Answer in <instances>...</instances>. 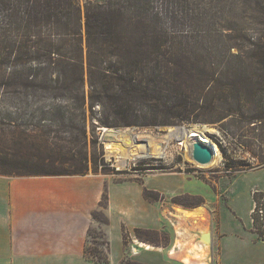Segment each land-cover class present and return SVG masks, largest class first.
<instances>
[{
    "label": "trees",
    "instance_id": "1",
    "mask_svg": "<svg viewBox=\"0 0 264 264\" xmlns=\"http://www.w3.org/2000/svg\"><path fill=\"white\" fill-rule=\"evenodd\" d=\"M155 3L91 0L83 25L79 0H0V62H29L52 76L20 83L14 92L53 101L37 110L33 124L14 122L0 130L8 143L0 151V175L106 174L103 152L90 153L98 128L199 124L217 125L229 135L234 118H245L254 130L264 125V36L233 35L231 26L232 35H217L212 22L175 30ZM11 86L0 90L11 94ZM257 136L264 139V129ZM149 234L159 236L136 231L142 241L159 244ZM100 258L97 263L109 264Z\"/></svg>",
    "mask_w": 264,
    "mask_h": 264
},
{
    "label": "rangeland",
    "instance_id": "2",
    "mask_svg": "<svg viewBox=\"0 0 264 264\" xmlns=\"http://www.w3.org/2000/svg\"><path fill=\"white\" fill-rule=\"evenodd\" d=\"M89 1L91 0H79L83 25H85V4ZM156 1L154 9L162 13L167 25L175 30L190 31L201 26V23L205 25L212 22L217 35H223V33L232 35L234 30L236 33L233 35L239 36L243 33L264 36V0ZM224 23L225 26L221 29L220 25ZM228 26H231L233 30ZM83 33V38H85V28ZM82 43L85 48V40ZM30 58L29 55L27 59ZM10 64L8 57L0 62V86L11 84V88H13L11 94H6L3 89L0 90V130L5 131L8 130L10 123L33 124L36 120L37 110L43 106H51L53 103L50 98H47L46 101H37L27 93L26 96L18 95L21 92H14L20 83L28 81L37 83L52 78L51 70L40 71L36 69L35 64L29 62L16 67ZM57 102L64 105L61 101ZM86 124L91 138L93 126L89 112ZM252 126L247 123L245 118H234L230 123L229 135L224 134L217 125L186 124L157 128L135 126L110 128L111 130L132 131L137 135L135 145L145 144V141L152 139L165 147V153L162 155L158 154L153 146L149 149V156L127 159L122 158L121 155L127 146L121 140L112 137L110 131L105 133L103 131L105 128H98V144L92 145L90 140L89 147L90 153L99 155L101 151L103 152L109 169L106 171L108 172L106 175H111L115 181L132 179L142 181L144 176L154 175L185 177L188 181L193 180L198 183L201 193L197 196L189 194L166 195L156 192L152 194L153 198H157V201L153 202L164 212L166 228L161 235L149 234L146 238L156 241L162 246L167 245L166 248L173 249L175 244L184 248V252H179L172 257L173 262L185 264L183 260L187 256L191 258L193 264L199 262L218 264L212 251L213 233H216V238H219L224 246L221 264H264V164L261 163L264 161V139L257 136L264 129V125H260V129L256 127L255 130ZM178 127L210 129L206 140L217 148L214 164L209 167H200L190 161L187 147L183 141L174 139L171 143L166 144V135L169 134L170 129ZM4 138L3 141L2 138L0 139V151L8 145ZM109 144H116V147H119L118 153H110ZM100 169L102 170L103 166ZM256 204H259L262 213L261 211L255 212ZM207 205L210 210L206 212V216L199 220L196 219L190 229L185 228L184 230L182 218L174 214L175 209H180L183 206L206 207ZM199 211L205 212L202 209ZM95 220L96 226L91 230L89 247L91 248L90 252L92 249L99 251L98 255L94 252L88 255L95 259H101L100 256L108 259L107 237L104 229V225L107 223L106 209L100 210L95 216ZM206 234H211V244H206L202 239ZM126 237L128 245L130 241L128 235ZM204 243L207 247L203 245ZM146 245H150L148 248L152 246L151 250L155 248L151 243H146ZM197 245L205 247V253L200 252V255H197ZM135 246L139 248V245ZM128 248L130 249L131 246Z\"/></svg>",
    "mask_w": 264,
    "mask_h": 264
},
{
    "label": "crops",
    "instance_id": "3",
    "mask_svg": "<svg viewBox=\"0 0 264 264\" xmlns=\"http://www.w3.org/2000/svg\"><path fill=\"white\" fill-rule=\"evenodd\" d=\"M146 191L151 198L146 197ZM154 192L197 196L201 190L197 182L185 177L148 175L142 181H115L111 175L93 172L74 176L0 175V264H99L97 259L88 258L86 249L90 231L96 226L94 215L105 209L101 207L105 195L109 264H176L171 259L184 248L151 243L155 246L151 250L152 246L146 245L150 242L136 235L137 230L159 235L165 231L164 212L153 202L157 201L152 197ZM208 205L180 207L189 216L179 208L174 214L182 218L184 230L190 229L196 219L206 216ZM200 209L205 212L196 213ZM213 236L212 251L221 264L224 246L216 233Z\"/></svg>",
    "mask_w": 264,
    "mask_h": 264
},
{
    "label": "bare ground",
    "instance_id": "4",
    "mask_svg": "<svg viewBox=\"0 0 264 264\" xmlns=\"http://www.w3.org/2000/svg\"><path fill=\"white\" fill-rule=\"evenodd\" d=\"M109 131H110V135L112 137H115L118 140H121L123 142V144H125L127 146L125 151H122L123 153L121 154L122 158H124V159H127L129 157L138 158L141 156H149L150 155L149 149L153 146L155 148V151L158 154L162 155L165 153V147H163L161 143L154 142L152 139L145 141V144L143 143V144L135 145V142L137 140V135L134 134L130 130L129 131L109 130ZM209 131H210V129H208V128H205V129H199V128L188 129L185 127L171 128L169 131V134L166 135V144L171 143L172 140H174V139H177L179 141H183V143L187 147V155L190 158V161L194 162L195 164H197V166H200V167H207V166L209 167L210 165L214 164L215 159H213V161L210 165L204 166V165L199 164L198 162H196L192 158V148H193L194 142H196V140H198L199 138L203 139L204 141H207L206 136H207V133ZM116 146H117L116 144H109L108 148L111 149L110 153H112V154L118 153L119 147H116ZM214 150H215V156L214 157H216L217 156L216 146L214 147ZM122 163H124V161H122ZM179 212H182L185 216L191 215L184 208H180ZM196 213H200V211L198 210ZM203 245L207 247V245L205 243ZM193 251H194V249H193ZM193 251L191 250V252H193ZM196 251H197V255H200V252L205 253L206 250H205V247H203L202 245H197ZM191 262H192L191 258H188L187 256L184 258L185 264H193ZM197 264H204V263L199 262Z\"/></svg>",
    "mask_w": 264,
    "mask_h": 264
},
{
    "label": "water",
    "instance_id": "5",
    "mask_svg": "<svg viewBox=\"0 0 264 264\" xmlns=\"http://www.w3.org/2000/svg\"><path fill=\"white\" fill-rule=\"evenodd\" d=\"M199 126H203V125H199ZM105 129H103L105 133H108V131L111 130L110 128H105ZM214 156H215V150L210 143L200 138L196 140V142H194L192 148V158L196 162L204 166L210 165L214 159ZM202 239L206 244H211L212 242L211 234L204 235Z\"/></svg>",
    "mask_w": 264,
    "mask_h": 264
},
{
    "label": "built area",
    "instance_id": "6",
    "mask_svg": "<svg viewBox=\"0 0 264 264\" xmlns=\"http://www.w3.org/2000/svg\"><path fill=\"white\" fill-rule=\"evenodd\" d=\"M259 204H256V208H255V212H260L262 213V209L260 210V206H258Z\"/></svg>",
    "mask_w": 264,
    "mask_h": 264
}]
</instances>
